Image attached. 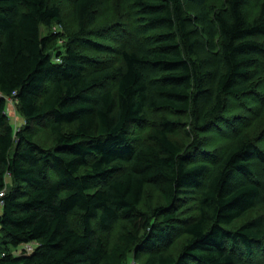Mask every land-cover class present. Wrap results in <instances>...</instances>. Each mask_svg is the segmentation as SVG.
I'll return each mask as SVG.
<instances>
[{
  "label": "trees",
  "instance_id": "16d2710c",
  "mask_svg": "<svg viewBox=\"0 0 264 264\" xmlns=\"http://www.w3.org/2000/svg\"><path fill=\"white\" fill-rule=\"evenodd\" d=\"M56 1L0 0V264H264V212L233 228L264 206V148L245 112L226 115L231 99L264 108V1L128 0L127 21L101 40L105 0H73L78 31L52 52ZM150 112L162 116L142 140ZM211 130L229 144L210 150ZM148 187L165 203L152 215L140 210Z\"/></svg>",
  "mask_w": 264,
  "mask_h": 264
},
{
  "label": "rangeland",
  "instance_id": "374dc122",
  "mask_svg": "<svg viewBox=\"0 0 264 264\" xmlns=\"http://www.w3.org/2000/svg\"><path fill=\"white\" fill-rule=\"evenodd\" d=\"M256 1H264V0H256ZM56 2L57 3L59 2L58 4H60L62 8L64 24L62 27L53 25L50 28H43V35L48 36L52 39L51 40L52 42L50 44V50L52 52H56L57 49L60 51L64 50L63 47L65 45V36L69 34H75L78 31V26H77L75 15H74L73 0H57ZM104 2L105 4L103 8H101L99 19L97 23L95 24V26L93 27V29L95 30L94 35L101 40L106 39L105 37L107 36L105 34H108V37H112V34H110L109 32L105 33L103 31L104 29H107L114 25L121 26L127 21L126 14L130 13V6L128 4V0H105ZM116 29L121 30L120 27ZM128 32L131 33V31H128ZM59 35H63V36L58 37ZM108 43H112V41L109 40ZM203 54L205 58H208V59L210 58L209 53H203ZM93 55L95 57L102 58L103 60L115 58L114 55L106 54V53H93ZM209 69L210 71H214L213 67H210ZM210 81L208 82V85H207L208 88H209ZM211 87H213V85H211ZM260 87H261L260 94L261 96H264V83H261L259 88ZM261 96L259 98H262ZM252 101L253 100L248 99L247 105L253 106L252 109L254 110H248L242 107L241 103L244 102V99L229 100V109L226 115L228 117H231L232 115H238L240 112H245V114H247L250 117L247 121L249 122V124L246 128V133L248 135H251L255 139L258 138L260 140L259 144L264 148V132H260L264 127V108L262 112H260L259 114V110H258L259 107H258L257 102L254 101V103H252ZM9 115L12 119L13 125L16 128L19 127L20 129H22L25 126V121L19 115L16 105H15V101L11 99L9 101ZM161 116H162V113L150 112L149 120L147 124L148 126H146L145 128H141V129L135 128V131H134L135 134L141 137L142 140L143 139L145 140L148 130L150 129L149 126L157 123ZM184 118H185V125H184L185 128L190 129L189 124H191L192 122L190 115H186ZM37 133H38L37 140L41 145L47 148L52 146L51 133L47 128L41 126L38 129ZM190 133L194 135V133H192V130L190 131ZM201 135L204 137L209 136L208 138L209 142H207V147L210 150L214 148L221 149V147L228 145L230 141L228 139V136L221 135L216 130H211L207 132V134L205 135L201 134ZM173 137L176 142L180 143L183 146H187L192 140L191 136H188L186 133H184L183 129L178 131ZM256 170L259 171V174H260L259 180L263 184V187H264V173L263 171L259 170V167H257ZM195 204L196 202L194 199L187 200L181 206L179 216L181 218H185L191 215V213L193 212L195 208ZM164 205L165 203L162 197L153 188L148 187L146 190L145 199L143 201V204L141 205L140 210L144 213H148L152 215L156 208L163 207ZM263 212H264V206L260 205L258 208L250 211L245 218L238 220V222H236V225H235L236 227L234 226L233 228H237L238 225H241L243 222H245L249 218L255 217ZM126 230H128V225L125 221L121 220L115 229V233L113 234V237L110 239L111 243L115 242L118 235L122 232H125ZM183 241H184L183 236L178 238L174 246V253H178L180 251V246ZM2 250H3V232L0 227V252ZM132 261L134 262V260L130 258L129 262L131 263Z\"/></svg>",
  "mask_w": 264,
  "mask_h": 264
},
{
  "label": "built area",
  "instance_id": "2783aa9c",
  "mask_svg": "<svg viewBox=\"0 0 264 264\" xmlns=\"http://www.w3.org/2000/svg\"><path fill=\"white\" fill-rule=\"evenodd\" d=\"M5 194H6V190H3V191H0V206L3 207L4 205V197H5ZM25 252L30 254L34 251V246L33 244H29L25 247Z\"/></svg>",
  "mask_w": 264,
  "mask_h": 264
},
{
  "label": "crops",
  "instance_id": "0c3cea01",
  "mask_svg": "<svg viewBox=\"0 0 264 264\" xmlns=\"http://www.w3.org/2000/svg\"><path fill=\"white\" fill-rule=\"evenodd\" d=\"M2 211H3V207L0 206V214L2 213Z\"/></svg>",
  "mask_w": 264,
  "mask_h": 264
}]
</instances>
